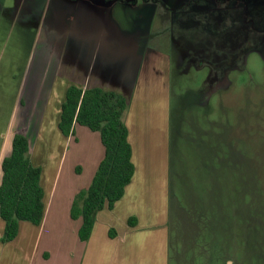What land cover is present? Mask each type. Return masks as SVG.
I'll return each instance as SVG.
<instances>
[{
	"label": "crops",
	"instance_id": "1",
	"mask_svg": "<svg viewBox=\"0 0 264 264\" xmlns=\"http://www.w3.org/2000/svg\"><path fill=\"white\" fill-rule=\"evenodd\" d=\"M132 7L133 0H45L34 42L39 49L24 70L18 114L0 130V161L14 133L26 137L29 161L39 168L43 213L38 224L18 221L15 236L0 240V264H169L171 61L150 43L139 45L140 36L165 40L152 30L153 13L144 28L132 23ZM70 84L124 97L133 166L122 195L94 213L83 241L77 236L81 218H71L69 208L89 185L103 146L98 131L86 126L74 123L66 136L59 131ZM3 226L0 219V238Z\"/></svg>",
	"mask_w": 264,
	"mask_h": 264
},
{
	"label": "rangeland",
	"instance_id": "2",
	"mask_svg": "<svg viewBox=\"0 0 264 264\" xmlns=\"http://www.w3.org/2000/svg\"><path fill=\"white\" fill-rule=\"evenodd\" d=\"M133 1L132 23L144 28L153 13L165 40L139 45L171 61L169 264H264V0H212L213 12L158 0L181 6L164 20L158 1ZM44 2L0 0L1 131L18 114Z\"/></svg>",
	"mask_w": 264,
	"mask_h": 264
},
{
	"label": "trees",
	"instance_id": "3",
	"mask_svg": "<svg viewBox=\"0 0 264 264\" xmlns=\"http://www.w3.org/2000/svg\"><path fill=\"white\" fill-rule=\"evenodd\" d=\"M114 0H103L109 3ZM126 100L120 94L98 87L81 89L70 84L60 105L57 127L68 135L74 123L98 131L103 146L99 161L86 189L72 198L69 216L80 217L78 239L86 240L93 224V215L104 205L110 208L130 180L133 166L126 127L122 114ZM26 137L16 132L10 142V151L0 161V219L3 231L0 240H11L17 231L18 221L38 224L42 218V189L39 185V168L28 158ZM129 224L132 223L128 219Z\"/></svg>",
	"mask_w": 264,
	"mask_h": 264
},
{
	"label": "flooded vegetation",
	"instance_id": "4",
	"mask_svg": "<svg viewBox=\"0 0 264 264\" xmlns=\"http://www.w3.org/2000/svg\"><path fill=\"white\" fill-rule=\"evenodd\" d=\"M103 1V0H102ZM114 1H121V2H123V0H114ZM146 1H149V0H146ZM156 1H158V0H156ZM188 1H190L191 3L193 2V6H197V7H199V8H203V7H205L206 6V8H208L210 5H212V3L210 2V1H212V0H209V2H207V0H188ZM111 2H113V1H111ZM160 4H161V7L163 8V14L161 13V14H156L157 16L158 15H160V16H158L159 18H161V19H165L166 18V15H168V14H166L165 12H173V14H174V10L175 9H178V8H180L181 6H178V7H175V8H170V7H166L163 3H162V1H158ZM104 3V2H103ZM186 3V2H185ZM185 3H183V5L185 4ZM189 3V2H188ZM190 3V4H191ZM106 4V3H105ZM208 10H209V8H208ZM210 12H213V10H214V7H213V5H212V8H210ZM190 13V12H189ZM188 14V13H187ZM186 16V13H180V14H178V16H176V15H174V16H172V19L171 20H174V25H176V28H178L179 27V25H180V21L184 18ZM180 30V29H179ZM181 37V35H176V38L178 39V40H180L179 38ZM182 41V40H181Z\"/></svg>",
	"mask_w": 264,
	"mask_h": 264
}]
</instances>
